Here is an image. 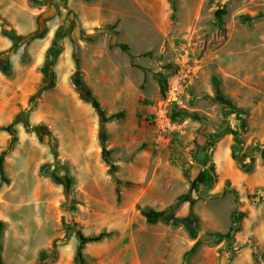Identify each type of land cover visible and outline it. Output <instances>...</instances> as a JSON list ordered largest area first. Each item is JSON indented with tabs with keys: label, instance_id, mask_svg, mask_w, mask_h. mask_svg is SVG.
<instances>
[{
	"label": "rangeland",
	"instance_id": "374dc122",
	"mask_svg": "<svg viewBox=\"0 0 264 264\" xmlns=\"http://www.w3.org/2000/svg\"><path fill=\"white\" fill-rule=\"evenodd\" d=\"M11 1L0 2L1 17L14 22L6 19V30L19 36L4 37L0 50L10 67L0 72V152L13 133L8 184H0L3 264H39L55 239L44 264H74L75 230L108 234L84 246L86 264H181L196 241L186 264H264V0H173V12L168 0H101L99 19L87 10L99 0L22 1L31 21ZM217 9L225 11L220 23ZM54 44L60 50L48 68ZM174 78L178 94L167 102ZM234 109L244 113L243 148L260 147L248 173L230 157L225 129ZM173 110L202 120H172ZM101 142L121 181L119 199ZM177 200L175 215L193 201L200 225L185 251L165 253L179 230L146 224L138 208ZM40 207L41 245H14L11 209ZM233 209L244 217L231 240L211 235L228 230Z\"/></svg>",
	"mask_w": 264,
	"mask_h": 264
},
{
	"label": "trees",
	"instance_id": "16d2710c",
	"mask_svg": "<svg viewBox=\"0 0 264 264\" xmlns=\"http://www.w3.org/2000/svg\"><path fill=\"white\" fill-rule=\"evenodd\" d=\"M42 1L38 0H28V5L29 6H34ZM168 3L171 8V12L174 11V1L173 0H168ZM225 14L224 9H217L214 12V17L216 20L220 23L221 22V17ZM8 27V22L5 18L0 16V33L3 37L8 38L11 42H15L16 39L19 38V36L16 35L15 31L13 29H9V31L6 30ZM121 47L124 50H127L126 45H121ZM60 49L54 44L51 46L47 52H46V65L47 67H52L53 65V57L55 56L56 53H58ZM5 54L3 52H0V72L3 75H9L10 73V67L8 63V57L7 55L4 58H1V56ZM214 81V80H213ZM232 115L235 116V120L233 123V126H230L228 122H226V129L225 133L229 134L232 137V145L230 147V157L231 159L235 162L237 165L238 169L243 171L244 173H248L253 164H254V158H253V152H260V147H252L248 146L243 148V144L239 139L240 134L244 133L246 130V123L243 119L244 113L240 112L239 110H233L231 112ZM172 120H176L177 118L181 117H187L195 121H201L202 119L196 115V113H187L184 110H173L170 115ZM25 126H28L27 123ZM1 129V128H0ZM9 135L11 136V140H9L6 148L1 150L0 152V184H8V180L5 176L4 172V158L8 154V152L12 149L13 147V133L9 131ZM213 137H209L206 141V147H204V152L206 153L207 156H210V153H208L209 150L212 149L215 141L211 140ZM110 150H106L104 143L101 142L100 144V156L102 162L108 166V174L113 178V182L115 185L114 191L116 194V198L119 199V186L121 184V181L115 178L113 175L116 171V166L110 163L109 161V155H110ZM262 155L264 153L262 152ZM44 170V166H41L39 168V172L42 175H46ZM211 170V169H210ZM232 192L234 195L235 193ZM181 203L178 202V200L166 207L163 210H154L150 207H143V208H138L140 215L143 217L144 221L146 224L149 225H154L157 223L165 224V225H170L173 227H182L184 231L186 232L187 236L189 239L194 240L197 237V231L199 229L200 225V219L199 216L192 210L193 206V201H190L187 213L184 216H176L175 211L176 208L180 206ZM244 215L243 213L237 212L236 209H233L232 212L230 213V225L228 227V230L222 234L219 232L212 233L211 235L217 237V238H224L226 241L231 240V236L233 233L237 232L239 229V224L241 220L243 219ZM72 228V227H71ZM70 227H67L65 229V234L68 230L71 229ZM1 231H2V223H0V236H1ZM74 236L78 241V245L75 250L74 258H73V263L74 264H86L84 255L82 253V250L84 246L88 243H95L103 239L104 237H107L108 234L105 232H100L97 235H90V236H85L80 230H75L74 231ZM58 240L55 239L52 241L51 246H52V251L50 253H45L44 251L39 252V264H44V260L49 256L54 254V250L56 248ZM200 245L199 241H196L190 249L184 254L183 260L181 264H186V259L188 256L192 255L196 248ZM2 245H1V240H0V264H3L2 261Z\"/></svg>",
	"mask_w": 264,
	"mask_h": 264
},
{
	"label": "crops",
	"instance_id": "0c3cea01",
	"mask_svg": "<svg viewBox=\"0 0 264 264\" xmlns=\"http://www.w3.org/2000/svg\"><path fill=\"white\" fill-rule=\"evenodd\" d=\"M22 1L26 2V4H27V0H12L11 3L13 4L15 2V4H16L17 2H19V7H20V5H22L21 6L23 8L22 10L27 15H29V21H31V16L25 10V7H24L25 3L23 4ZM0 2H1V0H0ZM100 2H101V0L96 1V2L93 1L89 5V7L87 8V10H91V11L97 12V16H98L97 19L101 18L100 14L103 13L101 11ZM86 13H87V11H86ZM2 17L7 19L4 16H2ZM7 20H9V19H7ZM9 21L12 22L11 20H9ZM84 21L87 22V23H91V24L94 22V20L91 21V20L87 19L86 17H85ZM95 21L98 22L99 20H95ZM12 23H14V22H12ZM28 28L29 27L21 26V27H17V30L19 32H21V33H24L25 30H27ZM5 44H6V40H5L4 37H2V35L0 33V50L5 48ZM3 166H4V164H3ZM11 205L13 206V205H16V204H11ZM18 212H19V210L17 208H12L11 209L12 215H11L10 219L8 220V223H12V225H11L12 228H10V230H11V234L10 235H11L12 239L17 240V242H14L13 244L18 246V243L20 242L19 241L20 239H25V240L31 239V240H33L32 243L35 242L34 243L35 246H40L41 244L39 242L38 236H39V233L42 231V228H43V226L41 225V222L39 220L40 216L43 215L42 208L40 207L39 209H37V208L29 209V210H27V212H25L24 215H20V213L18 214ZM157 224L163 225V226L165 225V224H161V223H157ZM154 225H156V224H154ZM169 228L172 229V227H169ZM171 229H169V230H171ZM175 229L179 230L178 232L181 234V236H179L177 238L175 237L171 241V243L169 242V244H166V246L164 247V251H163L165 253L166 252H171V251H175L177 253H182L183 251H185L187 249L188 243H190L191 241H194V240H191V239L187 238V234L185 235V231H184V229L182 227L178 226V227H175ZM1 233L2 234L4 233L3 229L1 231ZM44 238L45 239H44L43 245L46 244V242L48 241V238H50V235L47 236V237L44 236ZM5 252L6 251L3 249L2 250L3 258H4ZM14 254H15V256H18L20 253H19L18 250H16ZM222 259H221V261H222Z\"/></svg>",
	"mask_w": 264,
	"mask_h": 264
},
{
	"label": "built area",
	"instance_id": "2783aa9c",
	"mask_svg": "<svg viewBox=\"0 0 264 264\" xmlns=\"http://www.w3.org/2000/svg\"><path fill=\"white\" fill-rule=\"evenodd\" d=\"M179 79L174 78L171 80L170 83V87L166 96V101L167 102H171L174 101L176 99V96L178 94V90H179Z\"/></svg>",
	"mask_w": 264,
	"mask_h": 264
},
{
	"label": "bare ground",
	"instance_id": "6f19581e",
	"mask_svg": "<svg viewBox=\"0 0 264 264\" xmlns=\"http://www.w3.org/2000/svg\"><path fill=\"white\" fill-rule=\"evenodd\" d=\"M17 161V160H16ZM15 163V162H14ZM22 190L20 189H18L17 191H16V194H19V195H22V192H21ZM24 194V193H23Z\"/></svg>",
	"mask_w": 264,
	"mask_h": 264
}]
</instances>
